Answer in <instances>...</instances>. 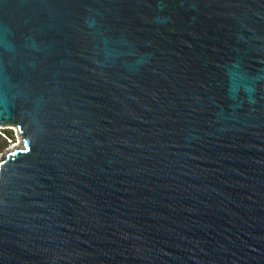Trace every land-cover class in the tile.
I'll use <instances>...</instances> for the list:
<instances>
[{
  "label": "water",
  "instance_id": "1",
  "mask_svg": "<svg viewBox=\"0 0 264 264\" xmlns=\"http://www.w3.org/2000/svg\"><path fill=\"white\" fill-rule=\"evenodd\" d=\"M0 264H264V0H0Z\"/></svg>",
  "mask_w": 264,
  "mask_h": 264
},
{
  "label": "rangeland",
  "instance_id": "2",
  "mask_svg": "<svg viewBox=\"0 0 264 264\" xmlns=\"http://www.w3.org/2000/svg\"><path fill=\"white\" fill-rule=\"evenodd\" d=\"M16 127L12 128H0V160L3 157L6 150L15 146L14 143H18V134ZM11 134V135H10ZM10 135V136H9ZM18 145V144H16Z\"/></svg>",
  "mask_w": 264,
  "mask_h": 264
},
{
  "label": "bare ground",
  "instance_id": "3",
  "mask_svg": "<svg viewBox=\"0 0 264 264\" xmlns=\"http://www.w3.org/2000/svg\"><path fill=\"white\" fill-rule=\"evenodd\" d=\"M16 144H18L19 145V143H16ZM16 144H14L15 146H12L11 148H9V149H12V148H15V147H17L18 145H16Z\"/></svg>",
  "mask_w": 264,
  "mask_h": 264
},
{
  "label": "built area",
  "instance_id": "4",
  "mask_svg": "<svg viewBox=\"0 0 264 264\" xmlns=\"http://www.w3.org/2000/svg\"><path fill=\"white\" fill-rule=\"evenodd\" d=\"M16 132H17V131H16ZM19 140H20V139H19V137H18V143H19ZM14 144H16V143H14Z\"/></svg>",
  "mask_w": 264,
  "mask_h": 264
},
{
  "label": "trees",
  "instance_id": "5",
  "mask_svg": "<svg viewBox=\"0 0 264 264\" xmlns=\"http://www.w3.org/2000/svg\"><path fill=\"white\" fill-rule=\"evenodd\" d=\"M10 135H11V134H10ZM10 135H9V136H10ZM0 148H2V146H1Z\"/></svg>",
  "mask_w": 264,
  "mask_h": 264
}]
</instances>
